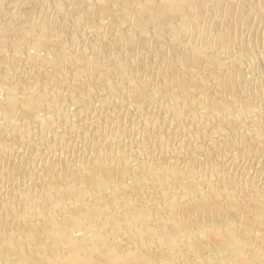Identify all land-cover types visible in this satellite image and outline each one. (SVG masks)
Returning a JSON list of instances; mask_svg holds the SVG:
<instances>
[{"label": "bare ground", "instance_id": "bare-ground-1", "mask_svg": "<svg viewBox=\"0 0 264 264\" xmlns=\"http://www.w3.org/2000/svg\"><path fill=\"white\" fill-rule=\"evenodd\" d=\"M61 1L50 2V14L46 10L38 13L34 0L25 3L26 12L18 28L12 27L15 23L7 25L0 20V62H6L0 71V140L19 134L23 122L32 120L40 126L43 121H51L56 102L61 99L54 90L60 82L73 96L84 88L93 89L92 83H96L113 94L123 90L127 97H148L149 102L168 111L164 119L179 123L187 120L197 129L202 128L198 124L211 129L201 135L206 157L210 149L233 144L216 138L214 133L221 134L225 128L234 131L239 117L249 126L247 130L239 127L242 134L256 131L251 118L264 112V81L237 92L232 73L235 65L230 63L206 87L205 77H215L218 68L224 66L222 50L231 40L216 28L210 31L199 24L204 7H194V2L191 9H186L193 0H84L92 7V14L96 10L105 18L120 11V19L114 18L117 22L110 17L107 20L114 32L113 47L134 44L126 52L102 58L96 55L108 51L110 42L93 46L90 51L97 54L88 59L70 54L62 40L69 30L58 20ZM2 3L0 0V12ZM50 3L41 1L44 8ZM110 5L119 7H111V12ZM260 7L264 10V0ZM84 18L87 22L92 19ZM74 19L76 22L78 16ZM120 26L123 31H119ZM165 30L168 34H163ZM148 41L155 48L145 55L143 47ZM28 46L45 55L30 58L21 69H14L10 61L23 54L27 60ZM141 55L143 65L133 66L139 59L132 62V58ZM155 60L162 66L155 67L160 71H156L159 78L157 74L156 81L149 74L150 78H140L145 72L142 68ZM61 63H67V67ZM52 74L58 81L49 79ZM84 75L90 79H83ZM25 78L32 81L31 85L23 83ZM21 95L26 97L20 99ZM101 103L108 100L102 98ZM41 109L46 112L43 120L35 116ZM155 132L159 140L160 132ZM150 137L145 134L140 140L135 138V148L126 150L113 136L115 140L105 141L109 152L96 143L97 149L94 154L90 152L92 156L87 155L88 160L65 163L59 174L40 169L45 178L35 183L36 192L19 190L0 204V264H264V186L242 179L229 182L216 174V162L210 156V165L200 168L191 150L201 147V141L175 151L170 143L160 140L158 148L151 151ZM252 145L256 146L255 142ZM6 152L0 145L1 158ZM172 158H179L180 164L172 163Z\"/></svg>", "mask_w": 264, "mask_h": 264}, {"label": "rangeland", "instance_id": "rangeland-1", "mask_svg": "<svg viewBox=\"0 0 264 264\" xmlns=\"http://www.w3.org/2000/svg\"><path fill=\"white\" fill-rule=\"evenodd\" d=\"M32 1L33 0H3V10L1 9L0 12L1 22H5L4 24L7 25H10L11 23L13 25L15 23V25L11 26L13 28H18V25L20 26V19L24 16V13L26 12V8L24 7L25 3ZM34 1H36V6H33L35 7V10L37 12L38 10L39 12L46 10V13L48 12V14H50L53 8L52 4L56 0H49L52 4L48 0H46L48 3H50L48 4V8H44V6L41 5V1L43 0ZM260 1L261 0H252L251 2L247 3L246 0H193L187 3L186 9H191L193 6L204 7V15L199 21V24L201 26L209 28L210 31L214 30L213 28H216L220 33H224L226 38L229 36L228 39L231 40V42H229L228 47H226L225 49L223 48L222 50V60L223 63H225L222 67L223 69L218 68L217 73L215 72V77L214 75H208L207 77H205V79H207L209 82L208 83L205 80V83L207 82L206 87H210L212 85V82L216 80L217 76L219 75L218 72L223 74L228 69L227 67L230 63L232 67L235 65V69H232V73L234 76H236L234 81L237 82V92L244 90L245 87L247 88L245 90H250L251 88L255 87L258 83L264 81V10H262L260 7ZM61 2L62 12L61 15H59L58 20L59 23H61L60 25L69 26H66V28L70 32L67 31V33H64L62 40L67 44L68 51L70 52V54L73 53L75 55H82L85 58L88 56V59H92L95 58L94 56L97 53L94 50L93 52L90 51V48H92L93 46H100L103 43V46H107L106 44H108L109 42L110 47H107L108 51L105 50L102 51V53H98L99 55L97 54L96 58H102V56L105 57L109 54L117 55L124 51L126 52V50H128L127 48L129 47H133V43L126 44L125 47H113L112 39L114 37L112 36L114 35V32L108 27L109 23L107 20H109V15H106L105 18L104 15H100L96 10H94V13L92 14V7L87 6L86 3H84V0H62ZM194 2L195 5H193ZM84 4L86 6H84ZM111 5L115 6V3ZM111 5L109 6L111 12H113V9H117L119 7L116 6L117 8H115ZM111 7H113L112 10ZM69 12L71 13L70 15H68ZM119 13H112L110 19L112 18L115 22H117L121 16V13ZM11 14H17L18 17H13ZM77 16L78 19H82L79 22H77L78 19H76V22L73 21L75 20L74 18H77ZM84 16H89L92 19L87 22ZM100 16L102 17L100 18ZM114 18H118V20H115ZM73 28L74 31L72 30ZM122 29L123 27L120 26L119 31H123ZM94 30L97 31L95 32ZM102 31H104V33H102ZM165 32H167L168 34L167 30L163 31V34ZM8 39L10 38L8 37ZM151 43L152 42L148 43L143 47L145 55H148L150 51L154 50L155 47L153 46V43ZM83 47L86 51L83 50ZM26 51H29L30 54L27 60L26 58H24L25 54H23L20 58L10 61V64L11 66H13L14 69H21L22 66L25 65L26 62L30 61L31 59L40 57V55H45V53L42 54V52L37 54L29 46L27 47ZM165 52H168V49H166ZM143 57L141 55L134 59L132 58V62L134 60L136 62L137 59L140 60V62L139 60H137V64L133 62V66L140 67L141 65H143ZM1 62L0 71L3 70V64L6 63L2 59ZM65 64L66 66H64ZM65 64L61 63V66L63 68L67 67V63ZM139 64L141 65L139 66ZM156 65L162 67L161 64L156 60L145 68L142 66L143 72L145 71L146 73L144 72V75H142L140 78H150V76H148L147 74L152 75L151 78H156L155 75L157 74V78H159L160 75L156 73V71L160 72L159 69H157L159 66L155 68ZM223 70L224 72L222 73L221 71ZM86 76L83 77V79H90V77ZM56 77L57 76L55 74H52L49 79H52L51 81L54 80L53 82H56L58 81ZM111 77L113 79L116 78L114 74ZM157 78L154 81H156ZM26 82L31 85L32 81L29 78H25L23 80V83L27 84ZM240 85L242 86L240 87ZM66 87L67 86L65 84H61L60 82L57 84V88L54 89L59 93V98L61 99H58L56 102L55 114L51 121H43L41 122L40 126L34 125L32 120L29 122H23L22 124H20L21 128L19 134H16L15 136L12 135L11 137L8 136L9 138L5 140H0L1 147L7 150V154L5 153L7 156H5L4 154L2 158L0 157V204H2L6 198H9V196H12L19 190H22L26 193L36 192L37 187L35 186V183L38 182L40 179L45 178L44 173L40 169L44 168L43 170H47L46 173L51 172L53 175L59 174L58 171L60 172V168L64 165H67L69 163L72 164L76 161H79V159L81 158L83 160H88L89 156H92L95 153L94 150L97 149L95 146L96 143L98 145H101L100 147L102 151L109 152L110 146L107 145L105 141H107L108 138L113 139V136L115 139L117 137L116 140H118V142H122H120V144L126 150L134 149L135 141L142 139L145 134H150L151 137L149 138V150L155 151L159 146V142L164 141L170 143L171 147L176 148L175 151H180V149H183V146L185 144H192L196 141H201L202 143L203 140L201 135L211 131V129L204 128V126L198 123L197 124L200 125L198 127H202L203 129H197V127H195L196 124H192L187 120L179 123V121L176 122L175 120L171 121L169 119H164L163 117L165 114L168 113V111H165L163 109V111H165L164 113L162 111V108L159 107L157 103L149 102L148 97H127V94L123 90H116L117 92H115L117 94H113L109 91L107 87L101 88L96 83H94V86L92 83L93 89L84 88L81 92H75L73 96L69 87H67L68 89ZM94 89L95 91L92 92V90ZM78 93L79 95H77ZM24 96L26 97V95H21L19 98L24 99ZM2 97L3 94L1 93L0 99H2ZM102 98H106V100H108V105L101 103ZM132 99H135V102ZM81 101L83 103L87 101L85 106L81 105ZM43 111L45 112V110L41 109L36 113L35 116L43 120V115H45L46 113H44ZM261 113L264 114V112H260L253 116H256V118L252 117V121L250 120L256 130L255 132H252V134H242V131L239 130V127L242 125L244 127L242 128V130H244L245 128V130H247V128L249 127L248 125L244 124V121L246 119L242 120L241 117L238 118L240 119V122L238 121V124H236V128L234 129V131L225 128L227 131H225L224 129L221 134L214 133L215 137L219 136L218 138L220 140L227 139L233 143L229 144L228 142V144L225 145L226 147H223L219 150H209V156L212 157L211 159L216 162V174L227 178L229 182L230 180L231 182H233L235 180L241 181L240 179H242V181L248 180L258 186H264V115ZM57 116L58 118H56ZM143 120H145L146 126L144 125ZM142 122L143 124L141 125ZM180 124H183L182 128H177ZM143 126H145V129ZM141 129L144 131H142ZM185 129L186 132H184ZM160 130L163 131L160 132ZM177 130L178 132H176ZM155 131L160 132V135L158 134L159 140L156 138L157 135H155L156 137H154V134L156 133ZM140 133L141 137H139ZM237 133H241V135L239 134L240 137ZM229 136H231L232 138ZM95 138L96 140H94ZM118 138L120 139V141ZM135 138L138 139L136 140ZM248 138L252 139L250 140ZM255 138L257 139L255 140ZM100 140L102 144H100ZM243 141L244 143L242 144L241 142ZM245 141H250V144H247ZM256 141L261 144L257 143ZM89 142H91L90 145ZM103 142L106 143V146ZM254 142L256 146L252 145L254 144ZM203 144L204 143H202L201 147L191 150V157H193L199 163L200 168H206L210 165L209 163L212 162L209 156H205L204 148L206 145ZM179 145H181V147ZM89 146L90 148H87ZM232 146H234L233 149ZM107 147L109 148L108 151L105 150L107 149ZM90 152L94 153L91 154ZM211 152L212 154L210 155ZM87 155L89 156L87 157ZM3 157L5 158L3 159ZM82 159L81 161H83ZM172 159V163L175 161L174 164H180L179 158H177L179 161H177V159L175 158L172 161ZM203 162L205 163L204 166H202ZM11 199L15 200L14 197H11Z\"/></svg>", "mask_w": 264, "mask_h": 264}]
</instances>
